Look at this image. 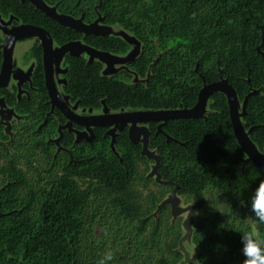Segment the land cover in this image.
<instances>
[{
  "label": "trees",
  "instance_id": "obj_1",
  "mask_svg": "<svg viewBox=\"0 0 264 264\" xmlns=\"http://www.w3.org/2000/svg\"><path fill=\"white\" fill-rule=\"evenodd\" d=\"M45 1L87 24L101 18L104 25H119L142 44L129 67L143 78L149 75L146 82L104 75L102 62L66 55L63 89L73 102L102 109L105 101L111 111L192 108L204 84L223 77L241 104L249 97L243 124L264 153V57L258 51L264 43V0ZM0 14L45 28L58 45L81 40L113 54L130 50L121 37L62 26L22 0H0ZM3 41L0 32V69ZM30 56L35 66L32 86L23 85L27 94L19 97L15 87L0 89L7 104L32 122L25 127L30 141L14 140V151L0 125V264H99L107 252L96 250L98 220L113 215L118 221H139V234L148 230L153 211L144 208L134 188L140 163L146 162L143 145L130 141L128 127L117 135L115 151L107 128H95L91 141L76 144L75 134L65 130V151L53 164L56 146L47 140L58 135L59 124L67 119L58 109L48 116L51 104L38 40ZM149 129V148L159 157L162 179L193 198L199 211L207 207L209 212L200 213L195 225L197 262L187 264H244L243 233L254 232L252 221L264 239V224L251 209L264 173L252 161L243 169L247 155L235 135L227 97L214 93L204 117L170 120L161 130L159 123H150ZM38 151L52 166L46 170L48 178L33 161ZM208 191H216L217 202L207 201ZM157 235L155 226L148 241L130 239L136 264H153L143 255L157 247ZM111 252L109 264H129L122 253ZM180 259L176 252L174 261L162 256L157 263L178 264Z\"/></svg>",
  "mask_w": 264,
  "mask_h": 264
},
{
  "label": "water",
  "instance_id": "obj_2",
  "mask_svg": "<svg viewBox=\"0 0 264 264\" xmlns=\"http://www.w3.org/2000/svg\"><path fill=\"white\" fill-rule=\"evenodd\" d=\"M22 1L33 4L37 9L42 11L51 19L57 21L62 26L72 28L85 34L101 36L110 35L109 28L107 27H103L101 31H85L84 29L79 28V24L81 23L92 26L97 22H101V18L97 19L94 23L87 24L82 18H75L71 15L60 13L55 6L49 5L45 0ZM0 32L5 36L1 46L3 61L0 69V89L8 88L13 78L19 80V88H21L27 82L30 84V86H32V74L34 68L31 67L26 72L16 69L14 65V49L17 42L28 38H37L40 41V46L43 50L45 85L51 104V111L48 113V116L54 112L55 109H58L67 119L65 124L59 126L60 137L56 140L57 143H59V141L63 138V130H68L69 132L74 133L76 136L75 143H78L83 139L91 141L94 138V129L97 127H104L107 128L106 134L111 137V147L115 151V141L117 135L125 127H128L130 141L134 144L141 143L143 145L142 155L153 158L156 161L154 174L157 175V179L160 181L162 177L159 173V157L149 148V124L159 123V129L161 130L162 126L170 120L178 118L204 117L207 112L210 97L214 93L221 92L227 97L230 118L235 135L247 155V159L245 160V165L243 168L244 171L246 164L249 161H252L264 173V153H262L252 141L250 138V133L246 130L242 120L246 114L247 101L249 97L245 99L242 106L240 107L241 103L239 102L238 94L235 88L229 83L228 79L222 77L217 82L209 84L205 83L199 93L197 103L192 108L168 110L121 109L119 111H111L106 102L103 101V113L88 115L79 114L77 113L76 109L80 103L76 102L74 108L70 107L68 104L70 96H63L61 94L55 80V72H61L62 74L67 72V68L61 69L58 67V65L64 61L66 55L69 54L73 57L87 55L89 57V62L98 60L107 66V70L111 69V71L114 72L115 65L128 64L139 55L141 51L139 45L140 41L137 39L139 42L133 43L134 49L127 56L121 57L108 51L99 50L84 43L81 40L71 41L66 44L56 46V42L54 41L51 33L45 28L24 22L10 27L1 19V17ZM263 46L264 43L258 47V51L264 57V49H262ZM103 74L107 75L104 72ZM61 82L66 84V79L64 78ZM0 106V115H2V118L0 117V124H5L6 120L10 118L14 110L8 107L5 97L1 95ZM92 110L93 108H90V111ZM75 124L82 128H76L74 126ZM6 131L8 132V128ZM164 182L167 181L164 180ZM177 192L178 187L176 186L173 191L174 197Z\"/></svg>",
  "mask_w": 264,
  "mask_h": 264
},
{
  "label": "rangeland",
  "instance_id": "obj_3",
  "mask_svg": "<svg viewBox=\"0 0 264 264\" xmlns=\"http://www.w3.org/2000/svg\"><path fill=\"white\" fill-rule=\"evenodd\" d=\"M0 17L10 27L21 23V21L14 17V15L5 16L0 14ZM79 25V28L84 29L85 31H101L103 27H107L109 28L110 35L126 39L130 43V50L127 54H117L121 57L127 56L134 49V42H139L133 33L119 25H104L101 22H97L92 26L83 23ZM3 37L5 38L4 35ZM37 40V38H28L17 42L14 49V65L16 69L26 72L31 67L34 68L35 60L30 56V48ZM55 45L59 46L57 43ZM139 45L141 48L142 44L140 42ZM129 64L130 63L115 65L114 72H112L111 69L107 70V66L104 64L103 72L110 76L124 78L131 83L138 81L146 82L149 75L145 78L141 77L129 67ZM58 67L64 69L63 62L60 63ZM63 79L64 74L61 72H55V80L57 82L58 89L63 96H67L68 94L63 89L64 83L61 82ZM13 87L17 89V93L20 95H18L19 97L27 94V89L23 88V86L19 88V80L14 78L11 80L9 88ZM68 104L70 107L74 108L76 102H73L69 98ZM241 106L242 104H240V107ZM8 107L13 109L14 112L10 118L6 120L5 124H0L3 126L5 133L9 136L7 145L11 147L14 140L22 143L29 142L31 137L26 133L25 127H29L32 122H30V120H28L24 115L19 114L14 107L9 105ZM76 111L79 114L86 115L101 114L103 113V108L93 109L90 111V108H82L79 105ZM0 117L2 118V115H0ZM60 125L62 124H59V126ZM59 126L58 135L47 140V143H52L56 146L54 160L52 161L53 164L55 163L56 157L65 151L61 144L63 138L59 141V143L56 142V140L60 137ZM7 128L8 132L6 131ZM14 149L15 147H11V151H14ZM144 157L146 158V162L140 163L138 179L134 188L141 193L144 208L146 210L149 209L153 211L150 215L148 230L144 231L142 234H139V221H118L114 219L113 215L106 216L105 218L98 220L99 225L96 228L97 230L94 236V241L97 244L96 250L98 252L104 250L105 252L115 251L122 253L125 261L129 262V264H136L134 259L138 257L134 258L131 253V251L134 249L131 247L133 246L132 243L130 246V239L131 241L140 240L141 242H146L150 239L151 232L153 231L154 227L158 226V235L156 238L157 247L152 250V253L148 254L146 251L143 256L149 255V257L153 259V264H158L157 259L162 256L174 261L176 258V252H178L181 254V259L178 264H187L190 262L196 263L200 249L193 240L195 225L201 218L200 213L208 214V209L206 207L205 209H201L199 211V208H197L193 198L181 195L179 192H177L174 197V188L172 189L167 182H164L163 179L159 181L157 179V175L154 174L156 161L153 158H149L145 155ZM33 161L35 162L37 170H39V172H41L44 177L48 178L46 170L52 166L48 164V159L45 154L41 151H38L36 158ZM22 165L24 166V160L22 161ZM56 172H59V166H56ZM32 174L33 172H30L31 176H33ZM1 181L2 178L0 176V182ZM206 199L208 202H217L218 194L216 191H208L206 192ZM224 208L225 206L222 205L221 210L224 211ZM252 225L254 227V232L257 235L256 222L252 221ZM129 250L131 251L129 252ZM143 256L139 257L142 258Z\"/></svg>",
  "mask_w": 264,
  "mask_h": 264
},
{
  "label": "clouds",
  "instance_id": "obj_4",
  "mask_svg": "<svg viewBox=\"0 0 264 264\" xmlns=\"http://www.w3.org/2000/svg\"><path fill=\"white\" fill-rule=\"evenodd\" d=\"M251 209L258 222L264 224V181L260 182L251 198ZM245 240L242 252L245 257L244 264H264V239L259 238L255 232L243 233ZM113 260V253L107 252L99 264H109Z\"/></svg>",
  "mask_w": 264,
  "mask_h": 264
},
{
  "label": "flooded vegetation",
  "instance_id": "obj_5",
  "mask_svg": "<svg viewBox=\"0 0 264 264\" xmlns=\"http://www.w3.org/2000/svg\"><path fill=\"white\" fill-rule=\"evenodd\" d=\"M75 125H76V124H75ZM75 125H74V126H75ZM76 126H78V125H76ZM78 127H80V126H78ZM81 128H82V127H80V129H81Z\"/></svg>",
  "mask_w": 264,
  "mask_h": 264
}]
</instances>
